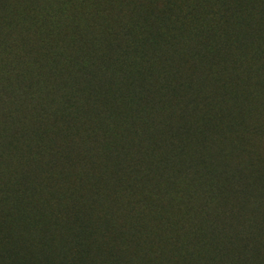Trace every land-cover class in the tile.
Here are the masks:
<instances>
[{
    "label": "trees",
    "instance_id": "1",
    "mask_svg": "<svg viewBox=\"0 0 264 264\" xmlns=\"http://www.w3.org/2000/svg\"><path fill=\"white\" fill-rule=\"evenodd\" d=\"M159 21L161 30L143 35L138 47L133 41L124 46L136 55L129 96L138 100L137 109L118 103V112L91 115L94 109L82 105L62 122L63 143L48 145L40 130L34 154L28 148L21 156L22 172L0 199V264H249L247 252L263 246L252 231L262 223L249 216L244 191L228 189L209 158L196 155L193 136L213 134L191 128L194 99L185 103L177 97L181 85L167 82L170 71L179 72L178 53L199 57L204 49V59L219 65L225 44L248 40L257 21L264 27V0L259 6L252 0H168ZM186 30L190 38L182 44ZM165 39L166 47H156ZM160 50L170 54L162 75L166 95L153 102L143 81L154 67L141 68L138 60ZM222 74L220 88L231 93L233 76ZM156 108L167 117L165 129L152 113L160 112Z\"/></svg>",
    "mask_w": 264,
    "mask_h": 264
},
{
    "label": "rangeland",
    "instance_id": "2",
    "mask_svg": "<svg viewBox=\"0 0 264 264\" xmlns=\"http://www.w3.org/2000/svg\"><path fill=\"white\" fill-rule=\"evenodd\" d=\"M178 1L185 5L192 2ZM167 2L0 0V199L9 180L22 172L21 156L28 148L34 154L41 143L38 131H44L48 145H59L68 138L65 130H59L62 122L75 118L74 111L82 105L81 110L94 109L91 115L105 110L118 112V103L136 108L138 100L129 96L133 84L130 73L134 72L131 60L136 55L134 49L124 46L133 41L136 48L143 35L161 30L159 17ZM252 2L259 6L262 0ZM256 25L248 40L225 44L219 65L204 59L209 55L204 49L199 57L178 53L174 59L179 72L170 71L167 83L181 85L177 97L185 103L194 99L193 131L203 126L213 134L208 140L193 136L196 155L209 158L210 168L218 171L228 189L240 186L249 216L262 223L252 231L258 233L263 246L256 252L248 251L247 261L264 264V27L260 21ZM125 28L130 37L124 34ZM181 36L182 44H188V30ZM167 45L165 39L156 47ZM230 45L233 48L229 49ZM148 55L149 60L139 58V67H154L143 82L151 87L148 100L160 102L166 95L162 75L170 54L160 50ZM123 60L128 65H122ZM223 71L233 76V91L228 94L222 91L225 87L220 88ZM210 91L216 95L207 97ZM70 98L74 101L69 108ZM156 109L160 112H151L165 129L167 117ZM78 121L71 119L75 126H79ZM166 134L164 130L159 135ZM148 157L151 152L145 151ZM198 169L202 172L204 167ZM238 201L234 203H241ZM235 212L237 219L240 211Z\"/></svg>",
    "mask_w": 264,
    "mask_h": 264
}]
</instances>
